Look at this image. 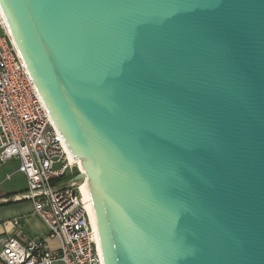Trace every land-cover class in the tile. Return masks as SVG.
<instances>
[{"label":"water","instance_id":"1","mask_svg":"<svg viewBox=\"0 0 264 264\" xmlns=\"http://www.w3.org/2000/svg\"><path fill=\"white\" fill-rule=\"evenodd\" d=\"M102 264H264V0H0Z\"/></svg>","mask_w":264,"mask_h":264},{"label":"built area","instance_id":"2","mask_svg":"<svg viewBox=\"0 0 264 264\" xmlns=\"http://www.w3.org/2000/svg\"><path fill=\"white\" fill-rule=\"evenodd\" d=\"M11 159L26 179L17 197L31 201L56 247L44 238L21 242L0 236V264H102L79 186L68 184L81 170L70 163L0 14V164Z\"/></svg>","mask_w":264,"mask_h":264},{"label":"crops","instance_id":"3","mask_svg":"<svg viewBox=\"0 0 264 264\" xmlns=\"http://www.w3.org/2000/svg\"><path fill=\"white\" fill-rule=\"evenodd\" d=\"M17 167L16 159L0 164V236H15L21 242L44 238L54 248L56 241L48 237V228L33 211L31 201L17 197L26 188L25 176Z\"/></svg>","mask_w":264,"mask_h":264},{"label":"bare ground","instance_id":"4","mask_svg":"<svg viewBox=\"0 0 264 264\" xmlns=\"http://www.w3.org/2000/svg\"><path fill=\"white\" fill-rule=\"evenodd\" d=\"M0 14L3 17V14L1 12V10H0ZM67 157H68L70 163H74V164L78 165L79 169L81 170L80 160L74 158L68 150H67ZM75 182L78 184L79 191L81 193L82 199L86 203L87 211H88V214H89V217H90V222H91V225H92V227L94 229L92 215H91V212H90V209H89V205H88V202H87V199H86V195H85L84 180H79V181H75Z\"/></svg>","mask_w":264,"mask_h":264}]
</instances>
